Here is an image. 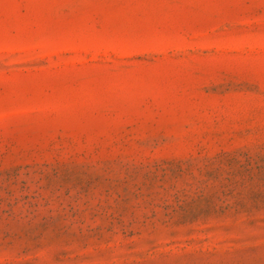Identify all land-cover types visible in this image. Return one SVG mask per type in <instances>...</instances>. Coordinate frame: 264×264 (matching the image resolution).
I'll list each match as a JSON object with an SVG mask.
<instances>
[{
  "label": "rangeland",
  "instance_id": "374dc122",
  "mask_svg": "<svg viewBox=\"0 0 264 264\" xmlns=\"http://www.w3.org/2000/svg\"><path fill=\"white\" fill-rule=\"evenodd\" d=\"M0 264H264V0H0Z\"/></svg>",
  "mask_w": 264,
  "mask_h": 264
}]
</instances>
